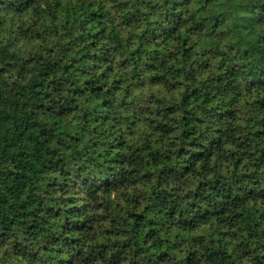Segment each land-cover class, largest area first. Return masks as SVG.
<instances>
[{
    "label": "clouds",
    "instance_id": "obj_1",
    "mask_svg": "<svg viewBox=\"0 0 264 264\" xmlns=\"http://www.w3.org/2000/svg\"><path fill=\"white\" fill-rule=\"evenodd\" d=\"M0 264H264V0H0Z\"/></svg>",
    "mask_w": 264,
    "mask_h": 264
}]
</instances>
